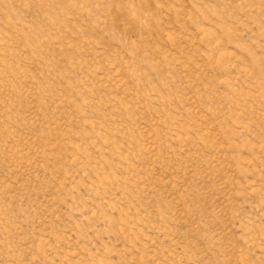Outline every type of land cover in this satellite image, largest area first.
I'll list each match as a JSON object with an SVG mask.
<instances>
[{"label":"rangeland","instance_id":"rangeland-1","mask_svg":"<svg viewBox=\"0 0 264 264\" xmlns=\"http://www.w3.org/2000/svg\"><path fill=\"white\" fill-rule=\"evenodd\" d=\"M0 264H264V0H0Z\"/></svg>","mask_w":264,"mask_h":264}]
</instances>
